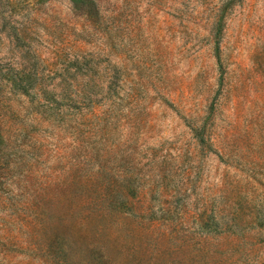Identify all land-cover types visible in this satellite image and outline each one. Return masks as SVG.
Returning <instances> with one entry per match:
<instances>
[{
	"label": "rangeland",
	"instance_id": "rangeland-1",
	"mask_svg": "<svg viewBox=\"0 0 264 264\" xmlns=\"http://www.w3.org/2000/svg\"><path fill=\"white\" fill-rule=\"evenodd\" d=\"M0 0V264H264V0Z\"/></svg>",
	"mask_w": 264,
	"mask_h": 264
},
{
	"label": "trees",
	"instance_id": "trees-1",
	"mask_svg": "<svg viewBox=\"0 0 264 264\" xmlns=\"http://www.w3.org/2000/svg\"><path fill=\"white\" fill-rule=\"evenodd\" d=\"M73 3L77 5H90L88 0H71Z\"/></svg>",
	"mask_w": 264,
	"mask_h": 264
}]
</instances>
